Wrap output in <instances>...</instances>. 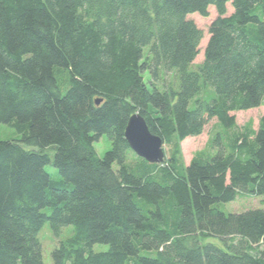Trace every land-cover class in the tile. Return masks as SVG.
<instances>
[{
    "label": "trees",
    "instance_id": "trees-1",
    "mask_svg": "<svg viewBox=\"0 0 264 264\" xmlns=\"http://www.w3.org/2000/svg\"><path fill=\"white\" fill-rule=\"evenodd\" d=\"M211 7L195 64L189 16ZM262 105L264 0H0V124L21 135L0 141V264H44L46 223L74 229L53 264H264V208H219L264 198V115H233ZM135 113L165 144L216 119V152L147 162L125 139Z\"/></svg>",
    "mask_w": 264,
    "mask_h": 264
},
{
    "label": "rangeland",
    "instance_id": "rangeland-1",
    "mask_svg": "<svg viewBox=\"0 0 264 264\" xmlns=\"http://www.w3.org/2000/svg\"><path fill=\"white\" fill-rule=\"evenodd\" d=\"M233 8L232 4L228 5V15L232 14ZM208 18L202 17L199 14H194L189 16V19H192L196 26L203 31L204 39L200 45V54L195 62V64H199L203 62L205 46L209 40V28L212 21H214L218 14L215 11V8L211 7L209 9ZM236 116V121L240 127L246 126L248 123L253 124V128L257 130L259 125L260 118L264 115V105L258 107L254 110H246L245 112H234ZM218 124L216 119H212L208 125L205 127L204 132L199 137H191L184 141L179 142L178 140H174L169 144L164 143L165 148V159H170L171 156H175L178 160V165L186 166L192 161V157L198 153L207 152L211 154H215L216 150L211 146V141L213 138L214 132L217 130ZM21 135L17 133L13 128L8 126L7 124H0V141L9 140L15 141L19 140ZM95 150L97 151L99 157H103L105 152L111 148V141L107 138L106 135L100 139V141L94 144ZM29 148V147H28ZM31 149V148H29ZM133 159V156H130V160ZM46 171L54 180H60L61 175H59L58 170L51 164L46 167ZM264 198L263 197H240L237 201L230 202L227 204L219 205V208L228 213H241L249 211V209H260L264 208ZM49 212V209L47 210ZM62 233L59 238L53 235V231H51L50 224L46 223L41 229V233L39 234V242H41V253L43 255L44 264H53L52 260V252L53 249L59 245L60 240H64L68 237L74 235V229L72 226L63 227ZM213 242L216 240L212 239ZM217 243V242H216ZM109 246L97 244L93 251L97 252H106L108 251Z\"/></svg>",
    "mask_w": 264,
    "mask_h": 264
},
{
    "label": "water",
    "instance_id": "water-1",
    "mask_svg": "<svg viewBox=\"0 0 264 264\" xmlns=\"http://www.w3.org/2000/svg\"><path fill=\"white\" fill-rule=\"evenodd\" d=\"M125 139L130 149L147 162L159 164L166 160L164 140L152 134L146 120L139 113L131 116L126 126Z\"/></svg>",
    "mask_w": 264,
    "mask_h": 264
}]
</instances>
